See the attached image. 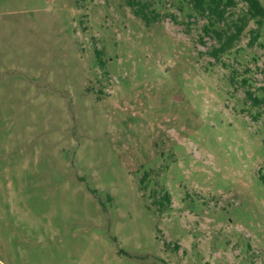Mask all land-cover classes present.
<instances>
[{"label": "rangeland", "instance_id": "obj_1", "mask_svg": "<svg viewBox=\"0 0 264 264\" xmlns=\"http://www.w3.org/2000/svg\"><path fill=\"white\" fill-rule=\"evenodd\" d=\"M144 1L0 0V264H264L260 51Z\"/></svg>", "mask_w": 264, "mask_h": 264}, {"label": "trees", "instance_id": "obj_2", "mask_svg": "<svg viewBox=\"0 0 264 264\" xmlns=\"http://www.w3.org/2000/svg\"><path fill=\"white\" fill-rule=\"evenodd\" d=\"M125 1L133 15L139 18L147 28L162 19L161 14L149 9L148 3L144 0ZM181 2L184 4L183 8L188 9L189 15L205 19L202 29L206 35L218 41L219 44L212 46L209 50L210 56L218 59L220 55L230 50L234 40L245 33L248 43L258 47L260 51L262 60L260 69L264 73V5L260 0H181ZM98 58L100 59V56ZM242 81L246 82V79L243 78ZM245 91L252 106L264 105V91L261 95L254 94L249 89ZM257 115L259 114H254L253 119H256ZM262 144L264 147V136ZM145 175L139 180L140 190L146 187ZM257 177L264 187V163L258 168ZM150 197L151 204L157 205L160 210L168 208L170 203L168 191L162 190L159 195L158 192L152 191Z\"/></svg>", "mask_w": 264, "mask_h": 264}]
</instances>
